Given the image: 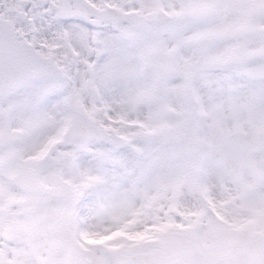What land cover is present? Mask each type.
Instances as JSON below:
<instances>
[{
    "label": "snow or ice",
    "instance_id": "6c2138e0",
    "mask_svg": "<svg viewBox=\"0 0 264 264\" xmlns=\"http://www.w3.org/2000/svg\"><path fill=\"white\" fill-rule=\"evenodd\" d=\"M0 264H264V0H0Z\"/></svg>",
    "mask_w": 264,
    "mask_h": 264
}]
</instances>
